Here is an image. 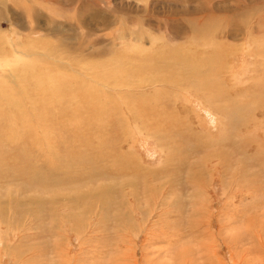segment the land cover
<instances>
[{
  "label": "rangeland",
  "instance_id": "obj_1",
  "mask_svg": "<svg viewBox=\"0 0 264 264\" xmlns=\"http://www.w3.org/2000/svg\"><path fill=\"white\" fill-rule=\"evenodd\" d=\"M40 79L66 111L23 118L47 115L71 178L44 190L40 160L13 161L0 264H264V0H0V113Z\"/></svg>",
  "mask_w": 264,
  "mask_h": 264
},
{
  "label": "bare ground",
  "instance_id": "obj_2",
  "mask_svg": "<svg viewBox=\"0 0 264 264\" xmlns=\"http://www.w3.org/2000/svg\"><path fill=\"white\" fill-rule=\"evenodd\" d=\"M162 70V69H161ZM12 77H16V79H17V82L18 81H23L24 83H29L28 82V80L27 79H25L24 77H23V75L21 74V72H18L17 73V75H12ZM141 77V76H140ZM152 78V77H151ZM139 79H141V78H139ZM173 79H175V78H173ZM31 81V80H30ZM42 80L40 79V81H34V84H33V90H32V92H33V94H32V96H34V94H36V96L35 97H37L36 98V100H34V101H31V100H29L28 101V99H30V98H28L29 96H27L28 94H26V92H25V90H24V88H23V90L24 91H21V88H20V86L19 85H17V87H16V90H15V88H13L12 90L13 91H15V92H17L16 94H17V96H18V98H22V101H24L25 103L26 102H28L29 104H30V106H24V105H20L19 107H15V102H14V100H12V99H10V98H4V102H5V104H6V107H8V109H10L11 108V110L13 111V112H8V113H10V114H16V113H18V119H16V117L17 116H14L13 118H8V116L7 115H3L2 113H0V116H2L3 117V121H2V123L0 124V180H2L1 181V183H0V189L1 188H6L7 186H2L3 185V182L4 181H8V182H11L10 180H11V178H10V176L11 175H15L16 173L15 172H18V170L16 169V165L13 163V161H17V160H19V159H21V158H23V159H28V160H32V159H34V161H35V159L36 160H40V164L38 165H29L28 166V171H31V172H34V175H35V178H33V181H35V185H37V186H39V187H42V189H44V190H47V188L49 189V187H51L52 186V188L53 187H58L59 185H60V183L59 182H57V181H54L53 180V177H54V174H56V173H59L60 171H63V173L66 175V179H70L71 178V167L72 166H70L69 164H67L66 165V167L65 168H60V167H58L57 166V163H55V165H53L50 161H51V159L49 160H47L46 158L48 157V155L49 156H51L50 154H52L51 153V147L48 145V138H47V132H48V130L46 131V129L45 128H43L42 126H41V124L42 125H44L45 124V118H46V116L43 114V112H41L40 114L38 113V114H35V113H31V118H30V121H31V119H32V121L33 122H30V121H26L23 117V113L26 111V109H28V111L30 112V109L31 110H33L34 109V107L33 106H37L38 105V103H39V105H40V107L41 106H43V104H46V105H48L49 106V109L50 108H52V106H55V113H57L58 115H60L61 113H65V109H63L62 107H60V105L61 104H57L56 102H55V100H52V99H50V98H48V97H45V96H47V92L45 91V92H42V90L44 89V85L42 84V82H41ZM169 81H171V79H169L168 81H165V79H164V77L162 78V79H160L159 80V82L158 83H162L163 84V86H165V85H167V86H175V84L174 83H171V82H169ZM140 82H141V80H140ZM143 84H146V82H143ZM133 86V85H132ZM25 87V86H24ZM59 87V86H58ZM141 87V86H140ZM26 88V87H25ZM56 88H57V86H56ZM18 89L20 90V91H18ZM29 89V88H28ZM67 89V88H66ZM47 90V89H46ZM37 91H41V92H37ZM56 92V91H55ZM23 93V94H22ZM43 94V96L42 97H40L39 96V94ZM54 93V92H53ZM58 93H59V91H58ZM62 93V92H61ZM153 93V92H152ZM57 94V93H56ZM60 94V93H59ZM130 94V93H129ZM54 95V94H53ZM142 95V94H141ZM141 95H139V97L141 96ZM31 96V95H30ZM56 96V95H55ZM62 96V95H61ZM60 96V97H61ZM50 97H52V96H50ZM53 98H54V96H53ZM59 97L57 96V99H58ZM65 98V97H64ZM69 99H70V97H68ZM72 98V97H71ZM44 100V101H43ZM50 100H52V101H50ZM59 101H60V99H59ZM44 102V103H43ZM58 102V101H57ZM27 103V104H28ZM43 103V104H42ZM63 104H67L68 105V103H65V102H62ZM127 103V102H126ZM28 104V105H29ZM125 104V103H124ZM58 105V106H57ZM71 105V104H70ZM140 105H142V104H140ZM139 105V106H140ZM57 106V107H56ZM10 107V108H9ZM44 107V106H43ZM97 110V109H96ZM101 110V109H100ZM125 110V109H124ZM127 110H128V112L129 113H132V109L130 108V107H128V105H127ZM141 110V109H140ZM139 110V111H140ZM92 111V110H91ZM149 111H151V110H149ZM149 111L147 112V113H149ZM33 112V111H32ZM100 112V111H99ZM142 112V111H141ZM151 112H156V111H151ZM28 114V113H27ZM119 114V113H118ZM125 114H128V113H125ZM149 114H151V113H149ZM153 114V113H152ZM91 115V114H90ZM106 115V114H105ZM131 115V114H130ZM148 115V114H147ZM146 115V116H147ZM88 116V115H87ZM133 116V115H132ZM145 116V117H146ZM153 116V115H152ZM56 117H58V116H56ZM92 117V116H91ZM25 118H26V114H25ZM161 118V117H160ZM29 119V118H28ZM77 118L76 117H74L73 119H72V121H71V124H75L76 123V125L79 123L78 122V120H76ZM96 119V118H95ZM105 119V118H104ZM118 119L119 120H121V115L119 114L118 115ZM144 119V118H143ZM89 120H90V118H89ZM97 120V119H96ZM149 120V119H148ZM156 120V119H155ZM105 121V120H104ZM93 122V121H92ZM148 122V121H147ZM32 123H34V124H32ZM35 123H37V124H35ZM128 123H129V121H128ZM56 125H59V126H62V123H56ZM120 127H121V129H123V127L121 126V125H119ZM35 129H34V128ZM63 128H64V125H63ZM95 128V127H94ZM27 130H29L30 132H26ZM39 130H41L42 131V134L41 135H38L37 136V131H39ZM53 130H54V128H53ZM36 131V132H35ZM32 132V133H31ZM27 135V136H29L30 138L28 139L27 138V140H29V141H31V144H33V142L35 143H37V144H40V143H42V146H38L36 149H35V147L34 148H31L30 146H28V147H30L31 148V151L33 152V154H28L27 152H25V147H23L24 145L23 144H20L19 143V136H23V135H25V134ZM49 133V132H48ZM21 139V138H20ZM23 145V146H22ZM48 146H49V148H48ZM68 148V147H67ZM70 150V149H69ZM70 152H72V151H70ZM9 153H11V154H13L12 156L11 155H9ZM97 153V152H96ZM74 154V153H73ZM221 154H222V152L219 154V155H217V158L219 159V158H221ZM79 155V154H78ZM77 155V156H78ZM73 156V155H72ZM80 156V155H79ZM72 158V157H71ZM75 158H77V157H75ZM84 158V157H83ZM91 158V157H90ZM43 159H45V160H43ZM92 159V158H91ZM59 160V163H60V165H62V164H64L65 163V158L64 157H62V158H60V159H58ZM68 161H70V160H68ZM73 161V160H72ZM85 161V160H84ZM87 161V160H86ZM100 161V160H99ZM102 162V161H101ZM100 162V163H101ZM71 163V162H70ZM77 161H76V163H75V165L76 166H78L77 165ZM18 164V163H17ZM23 164V163H22ZM36 164V163H35ZM86 164H87V166H88V169H87V166H86V171L85 172H83L82 171V173L80 174L81 176L83 175V174H85V173H89V174H86V175H88L87 176V180H86V183L87 184H91V183H93L96 179H102V180H104L105 179V175L104 174H102V173H95V169H94V165H98V163H94V162H91V161H89V162H86ZM71 165H73V164H71ZM73 168V167H72ZM139 168V167H138ZM148 169V168H147ZM74 170V169H73ZM121 170V168H119L116 172H121L120 171ZM89 171V172H88ZM124 171V170H123ZM140 171H141V169H138V171L135 173V172H132V173H135V174H139L140 173ZM143 174H147L148 172H142ZM22 175H24V173H21ZM21 174H19V175H21ZM78 174V175H79ZM125 174V173H124ZM162 174V173H161ZM18 175V174H17ZM16 175V177H18ZM123 174L121 173V174H119L118 176H122ZM150 175V174H149ZM86 177V176H85ZM85 177H84V179H85ZM81 178H83V177H81ZM80 180H82V179H80ZM63 181H65V180H63ZM83 181V180H82ZM78 181V184H79V186H82L83 185V182H85V181ZM61 182V181H60ZM67 182V181H66ZM63 183H65V182H63ZM66 184V183H65ZM64 185V184H63ZM78 186V185H77ZM51 188V189H52ZM38 190H40V189H38ZM90 194L93 196V197H97V198H101V197H99L98 195L99 194H97V192H91L90 191ZM63 197V194H57V198H62ZM83 198V197H82ZM14 199H17L18 201L20 200V197L17 195V194H15L14 195ZM32 200H33V198H31ZM5 200H7L8 201V205H7V203H5V205H0V209L2 210V209H6L7 208V206H9V204H13V202H12V200H13V197H11L10 195H6L5 196ZM16 200V201H17ZM83 200V199H82ZM54 203V201L51 203V204H53ZM0 210V211H1ZM5 211V210H4ZM2 213V212H1ZM26 213V212H25ZM26 215H28V213H26ZM46 216H50V217H52V218H54V216H53V214H51V213H46L45 214ZM19 216L21 217V212L19 213ZM33 217H34V219H40L41 217H42V215L41 214H33ZM0 220H1V216H0ZM4 220V219H3ZM3 220H1V223L3 222ZM20 221H21V219H20ZM13 223H14V221H12Z\"/></svg>",
  "mask_w": 264,
  "mask_h": 264
}]
</instances>
